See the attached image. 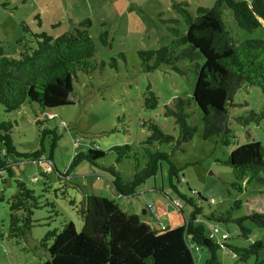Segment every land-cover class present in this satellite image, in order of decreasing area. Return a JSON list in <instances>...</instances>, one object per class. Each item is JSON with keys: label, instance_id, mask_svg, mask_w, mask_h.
<instances>
[{"label": "rangeland", "instance_id": "rangeland-1", "mask_svg": "<svg viewBox=\"0 0 264 264\" xmlns=\"http://www.w3.org/2000/svg\"><path fill=\"white\" fill-rule=\"evenodd\" d=\"M22 1L0 0V46L6 55L17 57L21 45L33 38L31 33L44 31L57 36L70 30L79 20L89 18L91 25L88 30L95 45V59L107 62L114 57L118 66L117 70L106 65L91 73H77L72 80L74 103L51 109L57 114L51 120V126L61 125L60 137L52 149L51 162L49 135L43 139L44 150L40 161L14 159V176L10 177L7 172L2 174L5 180H0V229L3 232L0 238V264H37L47 259V251L39 244L41 236L47 229L59 227L63 221L73 222L76 230H79L82 221L68 201L72 199L78 204L86 195L112 198L123 209L157 228L181 225L192 207L180 201L169 186L166 162H162L156 175L137 188L135 194L128 196L117 194L111 185V176L86 161L71 167L66 176L59 173L63 174L68 168L73 156L95 148L106 152L97 161L99 165H113L124 179H129L133 173L132 158L116 162L115 153L108 151L111 146L129 144L134 150L140 151L141 141L150 133L142 123L147 124L149 121H153L164 132L177 136L173 117L164 115L165 107H172L177 97L187 98L191 95L194 71L187 60L178 61L177 70L162 65L144 71L138 51L166 44L170 39L168 26L185 31L186 23L173 7L175 1L186 2V9L194 14L198 5L211 6L214 0H61L64 4L60 3L57 8L49 7V12H39L36 0ZM56 9L59 11L56 12ZM220 9L233 40L263 37L264 22L254 31L245 32L235 29L230 9L224 4ZM21 22H25L27 31H24ZM103 32L107 34L105 45L100 40ZM19 39L22 42H18ZM148 84L157 96V105L153 109L146 108L143 103V91ZM232 102L233 105L228 108L229 128L235 137L229 138V145L216 142L215 136L208 139L202 137L200 113L196 105L191 103V114L187 121L196 130L172 154L177 165L187 164L180 172L182 182L177 183V189L192 197L196 205L202 208L196 222L203 224L206 229L214 222L202 215L212 211L224 212L235 204L238 207L233 210L236 216L264 211V184H259L248 174L238 178L235 170L224 163L234 147L250 140L264 142V117L247 121L237 119L239 116L247 117L249 110L259 114L264 111V94L256 86L241 85L234 92ZM41 118L44 116H34L25 106L19 111L5 112L0 105V121H12V140L20 152L41 148L40 127L34 124L35 119ZM59 119L64 123H60ZM155 148L167 151L169 144L154 143L152 149ZM50 164L53 165L47 177L51 189L45 192L43 178L38 175V171ZM15 179L23 181L36 194L42 195V203L45 198L54 203L53 207L43 206L34 210V226L18 239L6 236L9 225L6 200L15 192ZM57 187L59 189L54 197L53 190ZM63 189L65 197L60 192ZM189 190L199 193L203 200ZM244 225L250 228L247 238L239 236L233 223L218 224L229 234L227 243L248 246L254 240H260L263 247L259 257L264 258V226H257L248 220ZM193 256L197 264H203L207 252L202 248L193 250ZM219 257L221 264H253L254 261V257H250L243 263H237L230 252L224 249L219 251Z\"/></svg>", "mask_w": 264, "mask_h": 264}, {"label": "trees", "instance_id": "trees-1", "mask_svg": "<svg viewBox=\"0 0 264 264\" xmlns=\"http://www.w3.org/2000/svg\"><path fill=\"white\" fill-rule=\"evenodd\" d=\"M222 4L231 10L235 29L252 32L264 22V0H214L211 6L198 5L194 14L186 9V2L175 1L173 7L183 17L185 31L168 26L170 39L166 44L138 51L144 71L162 65L177 70L180 60H187L194 71L191 95L187 98L177 97L172 107H165L164 115L173 117L177 136L164 132L153 121H149L147 124L142 123L150 133L141 141L140 151L134 150L129 144L111 146L108 151L115 153L116 162L132 158L133 173L129 179H124L113 165H99L97 161L106 152L95 148L73 156L68 168L63 174L59 173L66 176L71 167L86 161L111 176L110 182L117 194L128 196L135 194L137 188L154 177L162 162H166L168 184L180 201L192 207L189 215L183 218L181 225L157 228L106 196L86 195L78 204L69 199L68 202L74 206L82 221L81 228L76 230L73 222L63 221L59 227L47 229L39 244L45 248L48 256L37 264H197L193 250L201 248L207 252L203 264H221L219 251L222 249L229 251L237 263L254 257L253 264H264V258L259 257L263 247L260 240H254L248 246H239L227 243L228 238L220 242L208 238L210 227L206 229L203 224L196 222L202 208L196 205L192 197L177 189V183L182 182L180 172L187 164L177 165L172 154L196 130L187 121L191 114L190 104L194 103L200 113L202 137L208 139L215 136L216 142L227 146L231 143L229 138L235 137L229 128L228 109L233 105L234 92L241 85H251L258 87L264 94V35L261 38L233 40L222 18ZM21 24L27 31L25 22ZM90 25L91 20L83 18L70 30L57 36L44 31L31 33L33 38L29 43L32 45L27 41L21 43L17 57L6 55L0 46V105L3 110L19 111L25 106L34 116H44L34 120V124L40 127L41 148L27 152L18 151L13 143L12 121H0L1 181L5 180L2 178L4 172L10 177L14 176V159L40 161L44 150L43 139L49 135L51 162L52 149L61 130L60 124H50L57 117L51 109L74 103L72 80L77 73H91L106 65L117 70L118 62L114 57L109 62L95 59V45L88 30ZM100 40L104 45L107 43L106 32L101 33ZM19 41L22 42L21 39ZM143 103L150 109L157 105V96L150 89V84L143 91ZM260 117H264V111L259 114L249 110L247 117L239 116L237 119L247 121ZM59 122L64 123L61 119ZM154 143L169 144V149H152ZM224 163L235 170L238 178L248 174L259 184H264V142L250 140L234 147ZM52 165L46 168L50 170ZM46 168L38 171V175L43 178V191L48 192L51 184ZM58 189L53 190L54 197ZM60 192L63 197L66 196L64 189ZM189 192L202 199L194 190ZM41 196L23 181L15 179V192L6 200L9 210L8 238H21L34 226V210L54 206L46 198L42 203ZM236 208L235 204L227 211H212L202 217L213 221L211 226L233 223L239 236L244 238L250 235V228L244 225L246 220L264 226V211L236 216L233 211Z\"/></svg>", "mask_w": 264, "mask_h": 264}, {"label": "built area", "instance_id": "built-area-1", "mask_svg": "<svg viewBox=\"0 0 264 264\" xmlns=\"http://www.w3.org/2000/svg\"><path fill=\"white\" fill-rule=\"evenodd\" d=\"M47 170L49 168H46ZM1 174V171H0ZM207 237L212 239L215 242H220L228 238V233L222 230L218 225L210 226L207 231Z\"/></svg>", "mask_w": 264, "mask_h": 264}, {"label": "crops", "instance_id": "crops-1", "mask_svg": "<svg viewBox=\"0 0 264 264\" xmlns=\"http://www.w3.org/2000/svg\"><path fill=\"white\" fill-rule=\"evenodd\" d=\"M58 0H36L35 2H36V4L40 7V9L38 10L39 12H41V10L43 11H45V12H49V7H55V8H57L59 5H60V3L63 5L64 4V2L62 3V1L61 0H59V2H57ZM22 2H26V0H23ZM57 11H59V10H57L56 9V12ZM48 15V14H47ZM40 20H39V24L41 25L42 23V19H41V17L39 18Z\"/></svg>", "mask_w": 264, "mask_h": 264}]
</instances>
